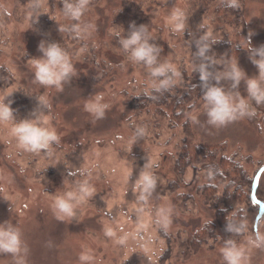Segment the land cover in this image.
Masks as SVG:
<instances>
[{"label": "rangeland", "instance_id": "1", "mask_svg": "<svg viewBox=\"0 0 264 264\" xmlns=\"http://www.w3.org/2000/svg\"><path fill=\"white\" fill-rule=\"evenodd\" d=\"M62 7V0H0V97L13 93L17 120L29 117L36 97H42L50 105L48 125L60 138L51 156L22 152L13 123L0 122V223L19 227L28 249L25 264H80L85 251L91 264H224L221 249L228 238L244 248V264H264V247L247 243L256 232L264 233V215L256 229L260 206L249 198L251 179L264 161V105L252 103V116L224 127L209 125L197 71L205 61L196 55L197 41L207 36L209 71L238 59L248 76L258 75L242 46L249 47V36L252 46L264 44V0H88L79 21L81 28L88 26L82 39L68 30L74 21ZM174 8L188 16L183 32L174 33L168 24ZM133 22L147 25L159 60L177 72L165 103L154 98L147 70L128 60L115 36L122 31L116 26L126 35ZM42 40L61 43L72 57L76 75L61 89L33 80L28 59L42 55ZM222 85L231 90L230 81ZM236 91L247 95L243 81ZM97 94L109 104L100 120L84 110ZM142 98H148L146 107ZM138 128L145 130L143 137H137ZM222 143L227 151L221 155L248 178L240 176L232 193L219 185L211 205L205 190L210 177L198 149ZM149 160L157 185L140 201L135 182ZM85 181L93 195L77 207L74 219H57L54 197ZM242 186L249 193L235 194ZM257 198L264 203V173ZM161 208L171 213L166 230L156 223ZM240 216L246 231L232 237L226 224ZM109 228L113 237L105 235ZM0 264L16 262L0 253Z\"/></svg>", "mask_w": 264, "mask_h": 264}, {"label": "clouds", "instance_id": "2", "mask_svg": "<svg viewBox=\"0 0 264 264\" xmlns=\"http://www.w3.org/2000/svg\"><path fill=\"white\" fill-rule=\"evenodd\" d=\"M62 11L64 16L74 21L68 30L78 39L87 35L88 26L80 27L79 21L87 11L88 0H62ZM39 9L40 4H34ZM168 24L174 33L183 32L188 24V16L182 9L174 8L168 17ZM122 31H116L115 36L127 58L133 64H142L152 78V91L161 92L168 90L175 84L177 72L175 68L166 62L159 60L160 48L151 41L147 25L137 26L134 22L130 24L129 31L125 35L123 27L116 26ZM65 29L59 25V31ZM249 47H243L249 53L250 62L258 69V75L248 76L240 67L238 59L235 62H227L223 70L209 71L207 53L210 51L209 38L202 37L197 41L198 52L196 55L203 58L205 62L198 65L197 71L200 74L203 89V109L207 117V123L214 127H224L244 117H250L252 103L264 105V44L254 47L251 44V36L248 38ZM40 57L28 59L31 65L33 80L35 83L45 87L61 89L62 85L76 75L75 66L72 63L70 53L61 46L59 42L42 40L38 45ZM215 81V83H213ZM223 81L231 82V90L226 89ZM246 85L247 95L243 96L236 91L241 82ZM13 93L0 97V122H12V136L16 146L22 152L33 154L45 153L52 155L51 148L59 143L57 132L49 127L47 112L50 105L42 97H36L38 101L36 108L29 117L17 120L16 110L12 107L13 100L9 99ZM145 95H148L146 92ZM109 104L104 102L102 95H95L84 105V110L96 120L103 119ZM137 137H143L145 130L138 128ZM153 164L149 162L139 173L135 182V190L140 192L138 199L147 201L150 194L155 190L157 178L151 170ZM86 175L85 170H81ZM93 195V189L85 181L75 188L69 189L54 197L52 210L57 219H74L77 207ZM142 212L143 209H140ZM170 210L161 208L156 213V223L162 230H166L170 223ZM225 231L232 234V237L242 236L246 231V223L243 216L239 220L235 217L228 219ZM105 235L113 237L115 234L109 228ZM126 237L119 238L118 242L124 244ZM248 245L264 247V233L256 232L253 238L248 239ZM145 247V245H140ZM28 249L25 247L19 227L9 221L0 223V253L11 254L16 264H25V257ZM221 257L224 264H244L245 250L234 238L223 241ZM92 256L86 251L79 256L80 264H91Z\"/></svg>", "mask_w": 264, "mask_h": 264}, {"label": "trees", "instance_id": "3", "mask_svg": "<svg viewBox=\"0 0 264 264\" xmlns=\"http://www.w3.org/2000/svg\"><path fill=\"white\" fill-rule=\"evenodd\" d=\"M200 89H202V87H200ZM154 98H157V99L160 98L161 102L165 103L166 101L164 99L165 98H168V99L172 98V96L167 95L166 90H164L161 94H158L156 92ZM147 99L148 98H146V99L142 98V100L145 102L144 107H146L147 102L145 100H147ZM177 104L179 106H181L180 102H178ZM226 151H227L226 143H222V145L219 144V145H213V146H200V148L198 149L199 158L202 159V162L205 165V167L207 166L209 177H210V182L205 187V190L207 188H208V190H210V192L208 194H209V198L211 200L210 201L211 205H212V202L214 203L216 201L215 200V192H216L219 185L221 186L222 184H225L227 189H230V191L232 193V190L235 187H237V185H238V178L240 176H243L244 178H246V181L248 178V176L246 175L245 172L243 174L240 171V168L238 167V165L235 163V161L233 159L228 157V155H225V154L221 155L222 152L226 153ZM220 155H221V157L219 159L220 162L219 163L215 162L217 160L218 156H220ZM263 162H261V165L263 164ZM215 163H217V164H215ZM189 164L190 163L187 162L186 167ZM179 165L181 166V163H179ZM210 173H212V175H210ZM246 181L244 183V188L246 185ZM253 181H254V177H253V179H251L252 184H253ZM241 190H242V193L238 194V191H240L239 187H238L237 189H235L234 192H235V194L240 195V196H244V194L247 192L249 193V191H247V189H243V186H242ZM211 192H214V193H211ZM247 196H248V194H247ZM249 198H250V201L253 203L254 200L252 198L251 193H250Z\"/></svg>", "mask_w": 264, "mask_h": 264}, {"label": "water", "instance_id": "4", "mask_svg": "<svg viewBox=\"0 0 264 264\" xmlns=\"http://www.w3.org/2000/svg\"><path fill=\"white\" fill-rule=\"evenodd\" d=\"M263 172H264V166L257 172V174L254 178V181H253V186H252V198H253L254 202L260 206V211H259V214H258L257 219H256V226H257L259 220L264 215V203L257 198V191H258V187H259V183H260V178H261V175Z\"/></svg>", "mask_w": 264, "mask_h": 264}, {"label": "flooded vegetation", "instance_id": "5", "mask_svg": "<svg viewBox=\"0 0 264 264\" xmlns=\"http://www.w3.org/2000/svg\"><path fill=\"white\" fill-rule=\"evenodd\" d=\"M264 166V162H263V164L260 166V168L258 169V171L262 168ZM264 173V172H263ZM263 173H262V175H263ZM262 175H261V178H262ZM261 178H260V181H261ZM259 185H260V183H259ZM259 188V187H258ZM257 204V203H256ZM257 226H256V224H255V228H256ZM257 229V228H256Z\"/></svg>", "mask_w": 264, "mask_h": 264}]
</instances>
